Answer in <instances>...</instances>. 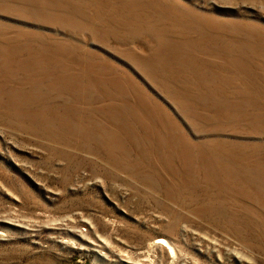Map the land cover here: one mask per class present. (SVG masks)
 I'll use <instances>...</instances> for the list:
<instances>
[{"label": "rangeland", "instance_id": "1", "mask_svg": "<svg viewBox=\"0 0 264 264\" xmlns=\"http://www.w3.org/2000/svg\"><path fill=\"white\" fill-rule=\"evenodd\" d=\"M0 264H264V0H0Z\"/></svg>", "mask_w": 264, "mask_h": 264}, {"label": "bare ground", "instance_id": "2", "mask_svg": "<svg viewBox=\"0 0 264 264\" xmlns=\"http://www.w3.org/2000/svg\"><path fill=\"white\" fill-rule=\"evenodd\" d=\"M157 244H161L162 246L166 247V250L169 252L171 256H175V252L173 247L169 244V242L164 238H159L156 241Z\"/></svg>", "mask_w": 264, "mask_h": 264}]
</instances>
